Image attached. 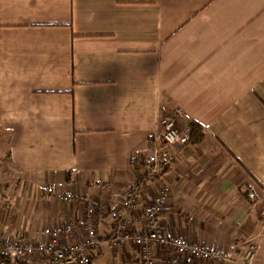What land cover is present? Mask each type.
Segmentation results:
<instances>
[{"label":"crops","instance_id":"1","mask_svg":"<svg viewBox=\"0 0 264 264\" xmlns=\"http://www.w3.org/2000/svg\"><path fill=\"white\" fill-rule=\"evenodd\" d=\"M187 120L201 135L163 167L165 234L235 249L230 264H264V0H0L5 239L40 245L57 227L61 244L94 239L91 264H138V245L110 240L111 210L140 185L124 219L145 230L144 205L162 184L145 179L147 156ZM154 252L168 264L167 245Z\"/></svg>","mask_w":264,"mask_h":264},{"label":"built area","instance_id":"2","mask_svg":"<svg viewBox=\"0 0 264 264\" xmlns=\"http://www.w3.org/2000/svg\"><path fill=\"white\" fill-rule=\"evenodd\" d=\"M193 128L190 121L180 127L169 126L164 131L162 141L154 145L146 159L145 179L162 180L160 189L153 198L144 205L145 230L138 231L131 229L124 219V214L135 209L139 203L140 185L131 187L122 200V205L118 209H112L111 214L116 218L110 240L113 243H135L140 247V258L138 264H156L154 245L158 242L167 245L169 250L168 264H230L233 263L235 249L225 251L208 246L202 241H195L184 236L168 237L161 221L160 213L163 204L169 198L171 185L165 180L163 171L164 165L172 164V152L178 153L184 149L185 144L190 140ZM58 197L64 200L82 198L83 196L71 191H60ZM11 195L5 191L0 180V203L11 202ZM97 205L93 200H89L87 207L86 222L94 233V213ZM264 215V211H263ZM73 225L66 226V232H72ZM45 232L51 237V242H44L40 245L28 244L23 234L15 240L5 239L0 235V254L4 253L15 262L21 256H32L47 251L49 253L45 264H91V254L87 246L93 244L94 239H80L74 244H61V229L48 226ZM248 245L245 250L244 259L248 263L257 251L255 235H249ZM0 264L5 262L0 259Z\"/></svg>","mask_w":264,"mask_h":264},{"label":"trees","instance_id":"3","mask_svg":"<svg viewBox=\"0 0 264 264\" xmlns=\"http://www.w3.org/2000/svg\"><path fill=\"white\" fill-rule=\"evenodd\" d=\"M191 125H192V128H193V131H192V134H191L190 139H192L193 135H196V136H197V134H198V136H200V135H201V134H199V132H200V130H201V126H200V124L197 123L196 121L192 120V121H191ZM165 170H167V169H165ZM165 170H164V171H165ZM0 259H2V260L5 262V264H13V263H12V260L8 257V255H6V254H4V253H1V254H0ZM15 264H30V263H28V262H24V261H21V260L18 259V260L15 262Z\"/></svg>","mask_w":264,"mask_h":264}]
</instances>
